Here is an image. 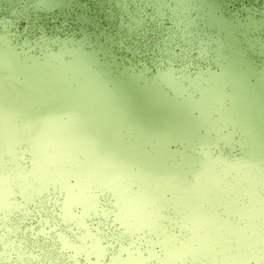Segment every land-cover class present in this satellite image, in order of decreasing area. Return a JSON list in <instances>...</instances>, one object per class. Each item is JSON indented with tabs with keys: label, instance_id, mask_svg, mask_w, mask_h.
<instances>
[{
	"label": "water",
	"instance_id": "95a60500",
	"mask_svg": "<svg viewBox=\"0 0 264 264\" xmlns=\"http://www.w3.org/2000/svg\"><path fill=\"white\" fill-rule=\"evenodd\" d=\"M176 2L194 6L191 12L201 29L200 35L212 41L214 51L213 58L205 63L195 46L182 44L172 59L192 76L212 75L213 69L227 67L234 76L229 87L253 100V117L264 134V8L261 7L264 0H0V51L4 50L6 38L9 47L18 48L25 38L32 39L47 31L44 21L29 16L24 20V34L16 33L14 28L19 18L31 11L18 5H52L42 9L52 13L45 18L52 26L51 31L63 34L64 29L72 28L73 34L82 38L87 62L107 92L110 103L127 123L152 138L153 154L145 167L168 169L169 173L171 157L184 145L187 116L181 106L148 78L144 69L155 63L161 48L171 39L164 31V25L170 22V13L167 9L147 8L137 15L139 10L134 12L126 5ZM4 4L9 5L8 19L2 15ZM67 92L71 93L69 97ZM67 92L41 101L30 112L45 122L50 133L47 138L59 142L73 136L97 156L112 155L126 172L135 174L142 169L135 158L120 151L110 139L101 138L98 144L94 141L90 136L94 134L92 127L77 123L73 113L77 110L75 98L72 90ZM2 121H8L15 132L18 130L16 117L10 111L0 113V152L4 153L0 159V179L5 183L3 187L9 190L4 204L6 211L0 213V238L3 240L0 251L11 254L8 264H21L18 254L25 255L23 264H160L148 259L147 249L152 242H161L162 230L171 234L170 242L191 239L188 228L191 221L185 216L184 206L171 199V190L165 188L164 183L151 177L145 186L157 197L144 200L141 207L154 226L135 224L130 214L123 219L118 217L116 194L104 181H89L88 176L98 179L94 173L96 166L76 146L70 149L79 163L88 161L82 172V178L87 179L86 191L81 193L92 196V205L84 206L78 198L76 168L65 174V180L75 193L67 209L63 207L66 189L59 180L53 187L48 181L42 184L30 178L27 188H23V178L16 173V167L19 166L23 173H34L38 164L33 163L35 157L30 152L24 151L28 147L21 143L25 134L8 131L1 125ZM68 132L71 134L60 135ZM43 144L48 151L67 146L63 142L58 143L59 147L51 141ZM168 178L193 204L196 198L190 197L169 174ZM118 181L125 185L130 195L139 189L135 178L120 176ZM209 192V195L200 192L197 196L195 210L199 221L193 218V222L198 236L210 230L208 236L236 238L237 230L243 236L264 230V212L259 209L264 204V190L257 189L244 197L231 191ZM131 202L135 208H140ZM224 203L231 206L228 208ZM242 206H248L249 211L240 212ZM117 220L119 223L114 225ZM120 224L126 227L120 229ZM40 232L48 235L34 239V234ZM62 233L67 240L64 241ZM94 247H98V255L93 252ZM243 264H264V258L257 251L253 259Z\"/></svg>",
	"mask_w": 264,
	"mask_h": 264
},
{
	"label": "clouds",
	"instance_id": "9594fccd",
	"mask_svg": "<svg viewBox=\"0 0 264 264\" xmlns=\"http://www.w3.org/2000/svg\"><path fill=\"white\" fill-rule=\"evenodd\" d=\"M2 7V15L8 19L9 5ZM17 7L31 11L19 18L14 28L16 33L24 34V20L29 16L39 17L47 28L32 39L20 41L18 48L9 47L6 38L4 50L0 51V113L8 110L16 117V129L25 134L21 143L28 146L24 151L30 152L35 157L33 163L40 166L39 175L30 172L23 179L47 180L55 187L58 178L80 166L69 146L54 151L45 148L43 141L50 133L39 115L30 114L41 101L54 99L68 90H72L76 100L77 110L73 113L77 123L92 127L94 134L90 136L94 141L98 144L101 138L110 139L120 151L135 158L139 167L146 169V162L153 154L152 138L127 123L110 103L87 62L82 38L74 35L72 28L64 29L63 34L51 31L52 26L45 18L52 13L42 9L52 5ZM126 7L134 12L139 10L137 15L147 8L167 9L170 13L164 31L171 39L161 48L155 63L144 69L148 78L181 106L187 116L184 145L171 157L168 174L193 198L203 191H231L244 197L257 189L264 190V134L253 117V100L229 87L234 76L227 67L213 69L212 75L192 76L172 59L182 44L195 46L205 63L213 58L214 45L200 35L201 29L191 12L194 6L176 2ZM3 154L0 152V159ZM88 179L100 180L93 176ZM79 186L78 180L75 187ZM5 211L0 200V213ZM9 259L11 254L0 251V264H8ZM17 259L23 264L26 257L18 254Z\"/></svg>",
	"mask_w": 264,
	"mask_h": 264
},
{
	"label": "rangeland",
	"instance_id": "374dc122",
	"mask_svg": "<svg viewBox=\"0 0 264 264\" xmlns=\"http://www.w3.org/2000/svg\"><path fill=\"white\" fill-rule=\"evenodd\" d=\"M68 97L71 95L70 92H67ZM76 102V100L74 101ZM1 125L4 126L8 131H13L15 134L18 133V131H14L12 125L7 121L1 122ZM44 141H51V144L58 146L60 142L65 143L67 146L73 148L74 146H76L77 148L83 150L86 154V159L88 161L91 162V164L94 166H96V169L94 170V173H96V177L98 179H100V181H104L105 183H107L114 191V193L116 194V198H117V203H118V217L120 216V218H124L125 216H127L128 214H130L133 219H134V223L135 224H140V223H146L148 224V226L152 227L154 226V223L151 222L149 220V214L147 215L144 210L142 209L141 205L143 204L142 202H144V200L146 199H150V198H155L157 197L156 195H153V192L148 191V188L145 186L146 185V180H148L150 177L156 181V182H160V183H164L165 188H169L171 190V199L176 202V203H180L182 204L185 209V216L188 219V222L191 221V223H188V228L190 230V234H191V238L198 236L196 234L195 231V226H194V222H193V218L196 221L198 220V215L196 214V200L194 201L193 204H190L188 202V199L185 197V193L180 192L177 188L176 185H174V183H172V181L168 178V169L166 170H156V169H151V168H147L146 169H140L139 171H137L135 174H132L131 172H126L125 171V167H121L120 163L118 162V160L116 158H114L112 155H107V156H97L93 153H91L90 149L82 146L83 144H80V142H77L76 138L72 137H66L65 140H51V138H45ZM43 141V142H44ZM76 141V142H75ZM73 152V150H72ZM88 161L84 163H81L80 166L78 168H76L75 170V176H76V185L77 182L79 180L80 182V186L77 188L78 190V198H80L82 204L84 206L88 205H92L94 203V200L92 198V196L90 195H84L82 194V190H84V188H86L87 184V179H83V167H86L88 164ZM16 173L19 174V176H21L22 178L27 176L28 173H23V170H21L19 168V166L16 167ZM34 174L39 175L40 174V166L38 164L37 168H35L34 170ZM120 176H123L126 179H136L138 181L139 184V189L136 193L134 194H128V190L126 189L125 185H120L118 178ZM110 177L109 180H104L106 178ZM2 179V178H1ZM0 179V200H3V203L6 204V198L8 197L9 194V190L6 189L5 187H3V185L5 184L4 181L1 182ZM60 184H62V186L66 189V196L64 199V209H67L69 206V202L70 200L75 196V193L73 194L70 185L67 183V181L65 180V175L61 176L60 178H58ZM164 182H161V181ZM41 183L43 184L44 181L47 180H40ZM29 181H25L23 179V188H27L26 184H28ZM158 183V184H160ZM86 191V189L84 190ZM202 194H206L209 195L210 192L209 191H204L202 192ZM83 195V196H82ZM155 196V197H152ZM208 198V197H206ZM134 201L135 204L137 203L138 206L140 208H135L132 205V202ZM259 201V200H258ZM260 203V202H259ZM225 206H231L228 203H224ZM228 207V208H229ZM260 211L264 212V204H261L259 207ZM241 210V211H240ZM240 212H248L249 208L248 206H242L240 208ZM163 231V237L161 239V241H170L171 239L169 238V235L171 234H166L165 230ZM237 237H243V234L237 230L236 231ZM251 234V233H250ZM63 235V239L64 241L67 240L66 236L64 233H62ZM204 235H210V230H206ZM98 248V247H97ZM96 247H94L93 252L96 253L97 255L99 254V251ZM97 259H99V256H97ZM234 264H241L240 261H233ZM244 263V262H243ZM99 264V263H98Z\"/></svg>",
	"mask_w": 264,
	"mask_h": 264
},
{
	"label": "snow or ice",
	"instance_id": "6c2138e0",
	"mask_svg": "<svg viewBox=\"0 0 264 264\" xmlns=\"http://www.w3.org/2000/svg\"><path fill=\"white\" fill-rule=\"evenodd\" d=\"M118 223V220L114 221V225ZM125 227L120 224V229ZM47 235L48 233L44 232L35 233L34 239ZM132 246H135V242ZM157 248L158 252L155 250ZM147 251L148 259L159 261L160 264H186V262L228 264L232 261L253 259L257 251L264 258V230L259 234L252 232L236 238L204 235L192 237L190 240L152 242ZM139 255L143 257V252Z\"/></svg>",
	"mask_w": 264,
	"mask_h": 264
}]
</instances>
